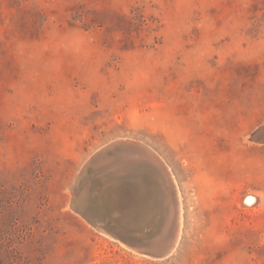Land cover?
Wrapping results in <instances>:
<instances>
[{"label":"rangeland","instance_id":"rangeland-1","mask_svg":"<svg viewBox=\"0 0 264 264\" xmlns=\"http://www.w3.org/2000/svg\"><path fill=\"white\" fill-rule=\"evenodd\" d=\"M263 124L264 0H0V264H264ZM121 139L175 176L169 258L130 247L152 251L177 226L155 161L134 170L158 184L148 231L76 211L119 176L82 172Z\"/></svg>","mask_w":264,"mask_h":264},{"label":"water","instance_id":"water-1","mask_svg":"<svg viewBox=\"0 0 264 264\" xmlns=\"http://www.w3.org/2000/svg\"><path fill=\"white\" fill-rule=\"evenodd\" d=\"M252 140L264 144V124L254 131ZM117 146H122V143L116 142L108 147L102 148L90 159L83 169L82 174L88 172L98 160L104 157L105 154H110L112 149ZM136 176L137 174L132 172L129 176L116 175L117 180L108 183L106 181H100L98 183L95 180L93 189L96 190V195L90 198V188L83 196L87 199H83L82 196L78 199L75 198L76 211L80 212L88 222L99 230L102 229V225L106 227L111 226L121 229V231L132 233V236L135 233L148 231L154 225V221L159 219V213L156 212L154 214L151 222H145V198L149 192V186L145 185L143 180ZM96 197H103V202H98V198L96 199ZM173 237L174 232L167 239L163 240L161 244H157L158 247L152 251L140 249V245L137 246L135 243H130V246L139 248V251L142 253L150 252L147 254L153 258L166 259L175 252L171 254L167 253ZM131 239H135V237H131Z\"/></svg>","mask_w":264,"mask_h":264},{"label":"bare ground","instance_id":"bare-ground-1","mask_svg":"<svg viewBox=\"0 0 264 264\" xmlns=\"http://www.w3.org/2000/svg\"><path fill=\"white\" fill-rule=\"evenodd\" d=\"M116 142L122 143V146H117V147L113 148L110 154H105L104 157H102L100 160H98V163L102 167H105V168L107 167V169L108 168L114 169V172L117 173L119 176L120 175L129 176L132 172L134 173L137 170L138 166L140 164H142L145 159L150 160V161L153 160L158 164V166L163 171V173L166 174L168 181L171 183V185L174 188L173 190H175V192L177 193L176 195L178 196L177 197L178 201L175 198L176 199L175 213H176V218H177V222L176 221L175 222L177 223V226H176L175 230L173 231L174 237L171 240L172 243H171V246L168 248V252H167L168 254L173 253L177 249V246H178V243L180 240L181 225H182L181 195L179 192L180 190L177 187L178 185L175 181L176 179L174 178L175 176L173 175L169 165H167L165 160L151 147H149V146H147L141 142L133 141L131 139L116 140L115 142H112L105 147H108V146H110ZM98 163H97V165H98ZM94 166H96V165H94ZM105 168H104V170H106ZM136 174H137L136 177L143 180L145 185L149 186V192L147 193V196L145 198L146 203H145V209H144V220H145V222H147L148 219L150 218V216H149L150 212L149 211L150 210L152 211V209L150 208V204H149V201L151 200V197H150L151 194L153 195V197H156L155 200H157V203L159 206V200H158V196H157L158 184L156 182L154 183V182L150 181L151 177L148 173H144V172L140 171V172H137ZM109 177H108V179H109ZM111 179H112V176H111ZM113 179H115V178H113ZM106 181H108V180H106ZM109 182H110V179H109ZM87 189H89V187ZM171 194H173V193H171ZM84 195H85V191L82 194V198L87 199L86 197H83ZM102 198L103 197L99 198L98 202H100V201L103 202ZM259 201H260V199L258 196L254 195V194H250V195H248V197L244 201V206H247V205L254 206V205L258 204ZM157 211L160 214L159 208ZM155 240H157V239H155ZM162 241H163V239L159 238L158 242L156 244H161ZM130 247L134 250L139 251V248H136L133 246H130ZM156 247H158V246H156ZM156 247H154V248H156ZM144 253L147 254L150 252H144Z\"/></svg>","mask_w":264,"mask_h":264}]
</instances>
